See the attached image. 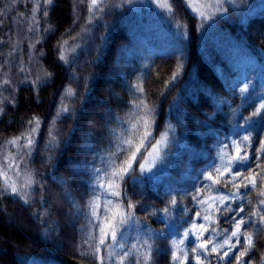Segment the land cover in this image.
<instances>
[{
    "label": "trees",
    "instance_id": "16d2710c",
    "mask_svg": "<svg viewBox=\"0 0 264 264\" xmlns=\"http://www.w3.org/2000/svg\"><path fill=\"white\" fill-rule=\"evenodd\" d=\"M163 1L154 8L144 0H0V264H95L67 195L83 204L82 167L131 102L157 98L151 149L176 87H185L180 106L192 118L183 129L206 150L190 164L208 165L226 117L222 104H238L208 57L211 45L220 32L241 33L264 57V0ZM198 4L205 17L192 10ZM176 70L180 79L166 91ZM252 128L254 145L264 143V107ZM139 167L122 184L124 203L142 215L147 261L176 264L157 211L171 206L175 221L188 224L200 178L183 180L187 166L177 163L161 188L140 196L132 181ZM220 213L222 233L228 214Z\"/></svg>",
    "mask_w": 264,
    "mask_h": 264
},
{
    "label": "rangeland",
    "instance_id": "374dc122",
    "mask_svg": "<svg viewBox=\"0 0 264 264\" xmlns=\"http://www.w3.org/2000/svg\"><path fill=\"white\" fill-rule=\"evenodd\" d=\"M90 1L96 5L100 0ZM148 1L154 8L164 4L163 0H144ZM191 8L205 17L204 5ZM255 50L241 33L227 31L220 32L211 45L208 57L238 104L223 102L226 117L220 124L219 146L202 171L190 164L206 150L195 149L183 129V121L192 118L180 106L185 87H176L164 130L151 149L157 98L128 104L106 142L82 167L83 204L67 195L73 214L82 219L80 239L93 263L150 264L146 237L140 231L142 215L136 204L125 205L122 184L140 163L132 181L135 193L145 196L161 188L171 165L180 163L187 166L181 170L183 180L200 179L193 200L195 217L188 224L175 221L171 206L157 211L175 263L264 264V143L254 145L252 133L254 119L264 107V57ZM179 79L176 70L166 91ZM244 107L250 108L249 114L243 113ZM5 162L10 166L8 159ZM221 210L227 212L229 223L222 233L216 227Z\"/></svg>",
    "mask_w": 264,
    "mask_h": 264
}]
</instances>
